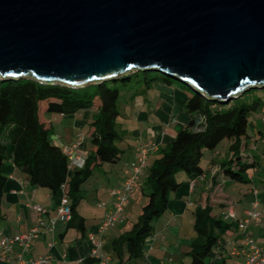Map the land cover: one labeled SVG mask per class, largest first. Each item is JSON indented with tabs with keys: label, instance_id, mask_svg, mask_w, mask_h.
<instances>
[{
	"label": "water",
	"instance_id": "95a60500",
	"mask_svg": "<svg viewBox=\"0 0 264 264\" xmlns=\"http://www.w3.org/2000/svg\"><path fill=\"white\" fill-rule=\"evenodd\" d=\"M156 71L227 104L264 89V0H0V80Z\"/></svg>",
	"mask_w": 264,
	"mask_h": 264
},
{
	"label": "trees",
	"instance_id": "16d2710c",
	"mask_svg": "<svg viewBox=\"0 0 264 264\" xmlns=\"http://www.w3.org/2000/svg\"><path fill=\"white\" fill-rule=\"evenodd\" d=\"M171 80L156 71H134L115 80L81 88L41 84L33 79L0 80V200L7 179L2 167L8 161L7 152L11 149L10 162L27 175L31 186L44 188L55 196L63 185H67L66 195L72 216L66 227H74L84 233L85 220L76 210L82 199L80 186L91 176L93 169L103 163L118 162L122 154L117 146L121 139L116 122L120 116L119 88L141 82L146 88L155 84L175 87ZM189 92L181 106L189 121L169 144L159 149L156 158L148 162L141 186L146 202L131 231L113 241L117 253L116 246L122 245L129 246L131 257L141 253L153 220L165 212L170 193L180 185L175 175L184 172L201 176L204 171L200 162L205 152L216 153L219 145L227 141L231 155L220 167L223 176L232 183L247 182V171L257 165L255 158L249 159L247 154L248 128L251 113L261 105V101L247 105L239 102V96L234 101L221 104L192 90ZM80 111L91 112V121L85 132L90 150L84 167L71 169L67 157L50 141V116L73 115ZM218 200V205H226L221 196ZM200 202L193 212L196 239L191 244L190 264H205L208 256L211 257L209 264H218L215 259L220 251H212L220 247L224 233L239 231L238 223L215 215L208 197ZM84 264L98 263L90 258L85 259Z\"/></svg>",
	"mask_w": 264,
	"mask_h": 264
},
{
	"label": "crops",
	"instance_id": "0c3cea01",
	"mask_svg": "<svg viewBox=\"0 0 264 264\" xmlns=\"http://www.w3.org/2000/svg\"><path fill=\"white\" fill-rule=\"evenodd\" d=\"M153 86L169 92L174 91L178 99L172 100L170 96L165 97L162 94L157 100L146 99L147 97L144 99L143 97L147 96V92L152 90ZM153 86L141 89L136 93L135 104L133 105V102L130 104L131 115L125 116V122L132 124L131 133L134 137L127 139L128 132L123 130L124 125L117 124L122 139L118 141L122 143L120 148L122 154L119 161L97 166L93 169L91 176L80 186L81 201L85 192L92 193L97 210V214L93 212L91 215L94 219L90 220L89 218V221L76 209L77 213L85 220L86 231L84 233L76 231L74 227L67 228V223L63 224L59 221H56L53 230H47L49 222L56 218V208L61 198L63 196L68 198L66 195L67 185H63L55 196H51L44 188L31 186L27 175L16 169L10 162L12 150H9L7 152L9 159L2 167L7 179L0 200V239L25 233L33 228L38 219V214L33 207L41 206L47 210L43 216L45 225L42 228V234L25 252V259L38 258L48 253L53 257L51 264H84L85 259H90L87 238L95 232L104 216L112 209L111 193L123 183L127 173L137 163L140 145L147 141H153L156 145L148 158V162H151L156 158L159 149L169 144L177 132L189 121L188 114L181 107L183 101L189 96L188 92L166 84ZM50 120L51 143L59 147L60 150L64 146L78 143L76 154L86 159L90 149L89 139L85 132L88 122L91 121V112L80 111L73 115H52ZM230 155L231 153L227 150L225 158L221 160L218 150L216 153L205 152L201 159V161L204 159L205 165L202 166L200 162L204 171L201 176L189 175L184 172H178L175 175L176 182L180 184L179 187L170 193L165 212L153 220L151 232L144 240L141 253L136 257H131L128 245L116 246L117 253L114 251L113 241L131 231L137 222L139 217H136L132 223L129 222L133 209L139 210L140 216L141 208L146 202V197L141 191L144 179L142 175L137 190L124 207V218L110 226L100 237L101 252L109 258V264H190L191 244L196 239L193 226L194 211L191 210L194 208L196 210L201 204L200 201L207 197L215 215L225 218V213L230 209L235 215L237 223L245 217V212L250 209L251 201L256 200L258 201V211L264 219V171L248 170L245 177L247 185L243 188L242 186L237 187L240 199L231 201L232 199L226 197L225 189L232 182L223 176L220 165ZM256 166L259 167L258 163ZM254 190L258 192L257 195H253L252 191ZM219 196L226 202L225 206L218 205ZM227 220L230 221V219ZM227 232L220 238V254L215 259L216 263L244 264L242 256L231 255L233 247L241 242L240 232L235 230ZM248 232L257 244H264V230L261 226L251 222ZM49 242H54L52 250L47 247ZM19 252V248L14 247L11 255L14 256ZM210 261L211 257L208 256L205 259V264H209ZM0 264L8 263L0 260Z\"/></svg>",
	"mask_w": 264,
	"mask_h": 264
},
{
	"label": "built area",
	"instance_id": "2783aa9c",
	"mask_svg": "<svg viewBox=\"0 0 264 264\" xmlns=\"http://www.w3.org/2000/svg\"><path fill=\"white\" fill-rule=\"evenodd\" d=\"M78 143L71 146H64L61 151L67 157L69 166L71 168L82 169L85 165V159L76 154ZM156 148L153 141H147L140 145L139 156L137 163L132 166L127 173L123 183L115 190L112 191L111 196L112 209L104 216L103 220L96 227V230L87 238V243L90 249V258L97 261L98 264H109V258L102 254V244L100 237L108 230V228L121 219L124 218V207L129 198L137 190L143 172L148 167V158L152 150ZM253 195H257V191H252ZM38 214L37 224L28 232L16 234L14 236H7L0 239V260H4L8 264H51L53 257L50 253L40 256L38 258L25 259V252L42 234L45 222L43 216L47 210L41 206L33 207ZM72 212L69 200L63 196L56 208V218L49 222L47 227L48 231L53 230L56 221L63 224L71 220ZM224 217L226 219L235 220V215L229 209ZM253 222L255 225L261 226L264 230V219L258 211V201L253 200L250 203V209L245 212V217L238 222V229L241 236V242L236 244L231 252L233 256H242L244 264H264V244H257L248 232V226ZM14 247H18L20 252L16 255H11ZM49 250L54 248V242L47 244ZM219 247H216L212 253H217ZM219 256V255H218Z\"/></svg>",
	"mask_w": 264,
	"mask_h": 264
},
{
	"label": "rangeland",
	"instance_id": "374dc122",
	"mask_svg": "<svg viewBox=\"0 0 264 264\" xmlns=\"http://www.w3.org/2000/svg\"><path fill=\"white\" fill-rule=\"evenodd\" d=\"M171 83L177 88L179 89H183L187 92H189V88L183 86L181 83H178L176 81H172ZM164 85V84H162ZM138 88V90H136ZM146 88L144 85V82L138 83V84H133L130 85L128 88H124V87H120V95H119V100H118V110L119 112L122 114L121 116H119V118L117 119V124H123V130L127 131L128 134L127 139L128 138H132L134 137L133 134L131 133L132 131V124L125 122L126 120V115L129 117V115H131V107L130 104L133 102V105L135 104V95L137 92H140L141 89ZM191 93V92H189ZM162 94L165 97L170 96V98L172 100H176L178 99V96L174 93V91L169 92L167 90H161L159 88L156 87H152V90H150L149 92H147V96H144L143 98L145 99H154L157 100L159 98V95ZM237 99V98H236ZM233 101L235 99H232ZM230 100V101H232ZM261 101V105L259 107H257L256 110H254L251 113V118H250V125L248 128V134L250 136L249 138V149L247 150V154L249 155V159L251 158H255V160L257 161L259 167L257 168V166L253 169H256V171L261 170L260 172L264 171V89H251L249 91L244 92L242 95H240L239 97V102L243 103V104H252L254 101ZM53 115H59V114H53ZM125 117V118H124ZM118 128V126H117ZM125 136V137H126ZM146 137V136H144ZM122 140V139H121ZM227 141H223L219 147H218V151L220 152V156L219 158L221 160H223L225 158V154L228 150V146H227ZM117 146L119 148L122 147V143L117 142ZM201 165L204 166V159L201 161ZM247 183H231L230 185H228L225 189V195L226 197H229L231 201H236L240 199V195H239V190H238V186H246ZM88 187V186H87ZM86 189V188H85ZM231 196V197H230ZM93 195L92 193L89 192H85L84 194V198L81 201V203L77 206V210L78 212L83 215L84 217L87 218V220H92L93 216L92 213H96L97 214V210L94 204V199H93ZM235 199V200H234ZM195 209V208H194ZM191 210V211H194ZM132 218L129 220L130 223H132L134 220H136V217H139V210H132ZM94 219V218H93ZM89 220V221H90ZM88 221V224L90 223ZM228 234V232H227ZM229 234H231L229 232Z\"/></svg>",
	"mask_w": 264,
	"mask_h": 264
}]
</instances>
